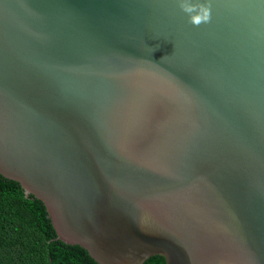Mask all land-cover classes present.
Instances as JSON below:
<instances>
[{"label":"water","instance_id":"1","mask_svg":"<svg viewBox=\"0 0 264 264\" xmlns=\"http://www.w3.org/2000/svg\"><path fill=\"white\" fill-rule=\"evenodd\" d=\"M0 0V175L97 264H264V0Z\"/></svg>","mask_w":264,"mask_h":264},{"label":"trees","instance_id":"2","mask_svg":"<svg viewBox=\"0 0 264 264\" xmlns=\"http://www.w3.org/2000/svg\"><path fill=\"white\" fill-rule=\"evenodd\" d=\"M0 264H97L79 246L56 239L44 205L0 175ZM143 264H165L151 257Z\"/></svg>","mask_w":264,"mask_h":264},{"label":"clouds","instance_id":"3","mask_svg":"<svg viewBox=\"0 0 264 264\" xmlns=\"http://www.w3.org/2000/svg\"><path fill=\"white\" fill-rule=\"evenodd\" d=\"M177 5L193 27L207 24L211 19V8L207 3L192 4L190 0H177Z\"/></svg>","mask_w":264,"mask_h":264}]
</instances>
